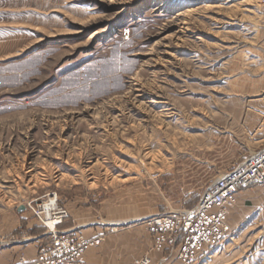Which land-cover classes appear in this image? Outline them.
<instances>
[{
  "label": "rangeland",
  "instance_id": "1",
  "mask_svg": "<svg viewBox=\"0 0 264 264\" xmlns=\"http://www.w3.org/2000/svg\"><path fill=\"white\" fill-rule=\"evenodd\" d=\"M263 149L264 0H0V260L93 243L80 264L136 232L183 264L186 233L155 221ZM50 200L55 233L33 211ZM196 264H264V215Z\"/></svg>",
  "mask_w": 264,
  "mask_h": 264
},
{
  "label": "built area",
  "instance_id": "2",
  "mask_svg": "<svg viewBox=\"0 0 264 264\" xmlns=\"http://www.w3.org/2000/svg\"><path fill=\"white\" fill-rule=\"evenodd\" d=\"M262 185H264V149L250 155L232 171L216 179L203 192L193 209L169 212L161 219L156 220L155 224L170 231L180 229L185 232L187 239L182 248L183 252L179 256L183 264H196L198 257L206 250L221 245L229 238L230 229L225 223V217L235 204V195L238 190ZM48 204L38 206L33 211L40 223L49 232L55 233L56 227L65 218V213L56 211L53 204L50 205V216H47L45 206ZM48 217L52 220L54 231H50L46 225V222L51 221L47 219ZM177 237L174 236L173 242ZM53 245L51 260H44V264H73L74 258L93 243H85L83 248H70L68 242L61 243L59 241L54 242ZM187 249L189 252H186ZM44 261L39 259L41 264ZM137 264H147V261Z\"/></svg>",
  "mask_w": 264,
  "mask_h": 264
},
{
  "label": "crops",
  "instance_id": "3",
  "mask_svg": "<svg viewBox=\"0 0 264 264\" xmlns=\"http://www.w3.org/2000/svg\"><path fill=\"white\" fill-rule=\"evenodd\" d=\"M253 208L258 209L260 215H264V185L242 190L235 195L234 207L230 210L226 220L229 229L230 224L240 212L247 213L249 209ZM113 226V224H110L111 228ZM113 230L115 231V229ZM135 233L132 232L130 237L128 236L129 234L122 235L119 233H110L109 236L105 235L103 244L100 247L86 251L80 259V264H130L132 261L143 257L142 255L150 257H148L149 264H168L165 258H158L157 253L154 251H150L145 255L147 248L140 253V240L134 236ZM97 235H102V232L99 229H92L90 233L85 234V237L92 238ZM128 241H131V245H123V243ZM38 249L39 245L29 244L21 251H18L17 255H15L14 251L9 258L1 259L0 264H36ZM178 263L180 264L179 261Z\"/></svg>",
  "mask_w": 264,
  "mask_h": 264
},
{
  "label": "bare ground",
  "instance_id": "4",
  "mask_svg": "<svg viewBox=\"0 0 264 264\" xmlns=\"http://www.w3.org/2000/svg\"><path fill=\"white\" fill-rule=\"evenodd\" d=\"M53 204H54L53 203V200H50V204H48V205L45 206V212H47V216H50V214H49V212L51 211V206L50 205H53ZM47 219L48 220H51V218H49V217ZM225 221H226V219H225ZM46 225L49 227L50 231H53L54 230V228L52 226L53 225L52 220L46 222ZM142 261H147V264H148V260H142ZM142 261H140V262H142Z\"/></svg>",
  "mask_w": 264,
  "mask_h": 264
},
{
  "label": "water",
  "instance_id": "5",
  "mask_svg": "<svg viewBox=\"0 0 264 264\" xmlns=\"http://www.w3.org/2000/svg\"><path fill=\"white\" fill-rule=\"evenodd\" d=\"M20 210H23V208L19 209V211H20Z\"/></svg>",
  "mask_w": 264,
  "mask_h": 264
}]
</instances>
